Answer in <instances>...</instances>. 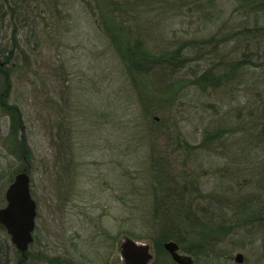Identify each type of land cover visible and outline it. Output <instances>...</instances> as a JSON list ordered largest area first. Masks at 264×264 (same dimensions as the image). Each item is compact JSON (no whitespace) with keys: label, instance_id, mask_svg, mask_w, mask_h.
Returning <instances> with one entry per match:
<instances>
[{"label":"rangeland","instance_id":"1","mask_svg":"<svg viewBox=\"0 0 264 264\" xmlns=\"http://www.w3.org/2000/svg\"><path fill=\"white\" fill-rule=\"evenodd\" d=\"M0 59V207L36 202L0 264H264V0H0Z\"/></svg>","mask_w":264,"mask_h":264},{"label":"water","instance_id":"2","mask_svg":"<svg viewBox=\"0 0 264 264\" xmlns=\"http://www.w3.org/2000/svg\"><path fill=\"white\" fill-rule=\"evenodd\" d=\"M3 62L0 60V66ZM30 176L26 168L17 172L4 191L5 203L0 207V225L9 235L10 242L24 255L33 242L36 202L31 197ZM151 241L140 242L123 235L118 243V256L111 264H150L154 253ZM163 248L176 264H191L190 256L178 252V244L173 240L163 242ZM242 253H236L234 261H243Z\"/></svg>","mask_w":264,"mask_h":264},{"label":"flooded vegetation","instance_id":"3","mask_svg":"<svg viewBox=\"0 0 264 264\" xmlns=\"http://www.w3.org/2000/svg\"><path fill=\"white\" fill-rule=\"evenodd\" d=\"M3 62H4V61H3ZM4 63H5V62H4ZM5 64H6V63H5ZM5 64H4V65H5ZM176 243H177V242H176ZM177 244H178V251H179L181 248H180L179 243H177ZM183 255H184V254H183ZM187 256H189V255H187ZM190 257H191V256H190ZM191 259H192V258H191ZM153 261H154V260H153ZM174 263H175V262H174ZM110 264H111V263H110ZM150 264H152V263H150ZM175 264H176V263H175ZM191 264H192V263H191Z\"/></svg>","mask_w":264,"mask_h":264},{"label":"trees","instance_id":"4","mask_svg":"<svg viewBox=\"0 0 264 264\" xmlns=\"http://www.w3.org/2000/svg\"><path fill=\"white\" fill-rule=\"evenodd\" d=\"M181 248V247H180ZM183 248V247H182Z\"/></svg>","mask_w":264,"mask_h":264}]
</instances>
